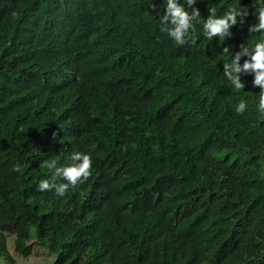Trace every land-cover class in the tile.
Masks as SVG:
<instances>
[{
	"label": "trees",
	"instance_id": "1",
	"mask_svg": "<svg viewBox=\"0 0 264 264\" xmlns=\"http://www.w3.org/2000/svg\"><path fill=\"white\" fill-rule=\"evenodd\" d=\"M148 8L115 2L129 25L101 73L73 14L53 0H0V264H12L10 243L23 258L41 246L52 264H179L188 248L191 264H264L262 136L247 140L240 114L223 110L227 75L199 74V48L173 44L160 31L163 7ZM196 32L201 42L202 24ZM220 61L212 54L210 69ZM241 83L237 99L256 108L258 92ZM196 100L216 112L209 141L185 128ZM77 152L91 155L87 180L63 197L39 191L42 180L67 183L56 170ZM190 198L201 204L195 236Z\"/></svg>",
	"mask_w": 264,
	"mask_h": 264
},
{
	"label": "clouds",
	"instance_id": "2",
	"mask_svg": "<svg viewBox=\"0 0 264 264\" xmlns=\"http://www.w3.org/2000/svg\"><path fill=\"white\" fill-rule=\"evenodd\" d=\"M53 1L66 12L74 15L86 56L94 59L101 73H106L107 56L117 48L119 35L129 25L127 21L117 20L115 2L125 4L127 0ZM146 1L149 3L148 9L157 10L159 6L160 9L163 7L164 11L159 21L160 31L173 44L185 49L196 45L201 53L199 58L207 59L208 64L199 69V74L206 75V78L210 80L214 79L217 70L227 75L231 89L225 98L222 97L223 110H226L229 115L240 114L238 124L244 130L247 140L253 133L260 134L262 136L260 144L264 145V0ZM158 4L161 5L155 8ZM197 4L204 5L208 14L206 17H202L200 10L194 7ZM197 24H202L201 42L196 32ZM49 49L52 56L63 53V48L55 44H50ZM215 53L221 57V61L217 68L215 66L210 69L211 55ZM118 73L122 77L129 78L132 75V67L121 68ZM243 78L258 92L256 108H253L247 98L242 97L243 94H240V100L237 99V93L233 91L243 89L241 83ZM205 79L199 84L200 86L206 82L207 79ZM185 113V128L198 134L197 136L201 139L209 141L211 124L215 120L216 112L210 108L208 101H194L186 107ZM72 158L78 163L56 170L57 174H62L67 183L57 185L42 180L39 182L38 190L43 192L54 189L57 196L63 197L70 188L75 189L79 184H83L90 176L91 155L86 152H77ZM251 165H253L252 160L249 166ZM44 167L51 170L55 167V162L46 164ZM15 170L19 171L20 166L17 165ZM195 173L193 168L192 175ZM197 198L188 200L190 213H194L192 211L194 204L201 205ZM185 209L183 205L178 212ZM201 224V218L195 215L191 224L194 236L198 234ZM161 244H164L162 239ZM211 246L212 243H209L207 249ZM251 246L253 245L247 242L243 245L242 252L248 253ZM178 252L175 257L179 264L192 263L189 258L192 256L191 248L179 249Z\"/></svg>",
	"mask_w": 264,
	"mask_h": 264
},
{
	"label": "rangeland",
	"instance_id": "3",
	"mask_svg": "<svg viewBox=\"0 0 264 264\" xmlns=\"http://www.w3.org/2000/svg\"><path fill=\"white\" fill-rule=\"evenodd\" d=\"M9 250L12 254V264H52V256L47 253L43 247L36 245L34 247V252L29 258H23L20 255H17L14 251V243L9 244ZM3 262L2 264H4Z\"/></svg>",
	"mask_w": 264,
	"mask_h": 264
}]
</instances>
